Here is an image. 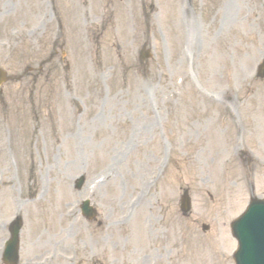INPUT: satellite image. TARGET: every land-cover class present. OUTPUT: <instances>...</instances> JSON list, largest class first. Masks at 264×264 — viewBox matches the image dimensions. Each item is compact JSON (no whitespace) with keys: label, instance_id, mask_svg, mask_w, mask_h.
I'll return each instance as SVG.
<instances>
[{"label":"rangeland","instance_id":"374dc122","mask_svg":"<svg viewBox=\"0 0 264 264\" xmlns=\"http://www.w3.org/2000/svg\"><path fill=\"white\" fill-rule=\"evenodd\" d=\"M105 5L104 34L79 38L75 17L96 24ZM58 13L60 36L41 25ZM0 15V240L20 215L19 264L175 261L202 224L233 264L234 149L254 161L248 141L264 144V0H7ZM84 197L95 222L67 215Z\"/></svg>","mask_w":264,"mask_h":264},{"label":"water","instance_id":"95a60500","mask_svg":"<svg viewBox=\"0 0 264 264\" xmlns=\"http://www.w3.org/2000/svg\"><path fill=\"white\" fill-rule=\"evenodd\" d=\"M16 228L14 229V234L16 233ZM15 241H16V239H15V236H14V238H13V241H12V243H11V245H14L15 244Z\"/></svg>","mask_w":264,"mask_h":264}]
</instances>
